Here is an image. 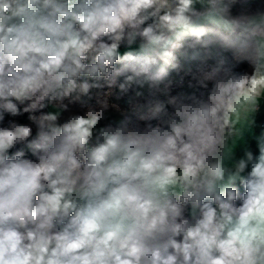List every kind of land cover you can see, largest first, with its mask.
Masks as SVG:
<instances>
[{"label":"clouds","instance_id":"1","mask_svg":"<svg viewBox=\"0 0 264 264\" xmlns=\"http://www.w3.org/2000/svg\"><path fill=\"white\" fill-rule=\"evenodd\" d=\"M264 0H0V264H264Z\"/></svg>","mask_w":264,"mask_h":264},{"label":"crops","instance_id":"2","mask_svg":"<svg viewBox=\"0 0 264 264\" xmlns=\"http://www.w3.org/2000/svg\"><path fill=\"white\" fill-rule=\"evenodd\" d=\"M261 131H264V126L261 123V120L258 121V126L253 130V133L248 134V139L252 141V147L255 149V142L253 140V135H259Z\"/></svg>","mask_w":264,"mask_h":264},{"label":"built area","instance_id":"3","mask_svg":"<svg viewBox=\"0 0 264 264\" xmlns=\"http://www.w3.org/2000/svg\"><path fill=\"white\" fill-rule=\"evenodd\" d=\"M262 125L264 126V120H261Z\"/></svg>","mask_w":264,"mask_h":264}]
</instances>
